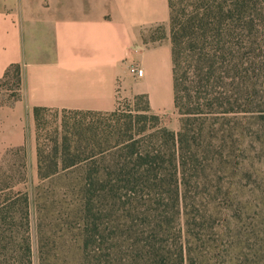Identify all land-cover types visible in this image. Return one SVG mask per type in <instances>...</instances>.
Wrapping results in <instances>:
<instances>
[{"label": "trees", "instance_id": "1", "mask_svg": "<svg viewBox=\"0 0 264 264\" xmlns=\"http://www.w3.org/2000/svg\"><path fill=\"white\" fill-rule=\"evenodd\" d=\"M167 4L177 131L147 104L135 113L33 109L39 183L68 181L50 203L39 187L38 264H264V235H206L211 229L204 226L221 191L210 185L213 172L232 166L227 137L236 127L227 114L250 111L245 94L255 86L253 46L264 0ZM19 71L11 64L0 80L10 83L9 100L18 97ZM50 111L97 120L61 118L44 143L42 113ZM13 185L0 186V264H32L29 199L10 191ZM242 193L223 191L233 201L234 227L243 212L264 223V207L243 202Z\"/></svg>", "mask_w": 264, "mask_h": 264}, {"label": "crops", "instance_id": "2", "mask_svg": "<svg viewBox=\"0 0 264 264\" xmlns=\"http://www.w3.org/2000/svg\"><path fill=\"white\" fill-rule=\"evenodd\" d=\"M168 23L167 0H0V80L20 68L18 97L0 88V159L20 150L38 177L34 107L111 111L134 94L162 107L169 75L172 86ZM159 24L168 33L152 44L146 28Z\"/></svg>", "mask_w": 264, "mask_h": 264}, {"label": "rangeland", "instance_id": "3", "mask_svg": "<svg viewBox=\"0 0 264 264\" xmlns=\"http://www.w3.org/2000/svg\"><path fill=\"white\" fill-rule=\"evenodd\" d=\"M262 11L263 15L257 20L259 21L260 26L256 33L253 46V49L255 48L253 53V65L255 67L253 74L255 76L253 79L255 80V86L251 85L248 87L247 94H245V97L249 101L246 107H248L247 109L250 111H239L235 114L236 116L234 119H232L231 113L227 114L231 118V124L236 127L234 128L233 133H231V136L229 135L227 137V149L229 148L228 145L231 146L229 151L232 152V156L230 157L232 166L230 165L231 168L228 171L213 172L212 178L214 181L210 182V185L221 191L216 199L217 204L215 205H217V208L214 211L216 214L213 215V221L204 223V226H207V229H211V231H207L206 235H235L238 231L239 235L245 236L257 235V233L258 235H264V223H260V219L255 215L256 212L241 213L242 218L238 221L237 227L235 228V223L230 217H228V215L233 213V208L229 210V206L233 201L223 194V191L227 189L230 191L238 189L243 192V202L248 201L251 204L264 207V8ZM166 33L168 32L165 30L163 24L152 25L150 28H146L145 38H150L152 44H154V39L159 38L163 41ZM169 80L170 75L164 84V91L161 99L163 104L162 107H159L158 109L152 108L146 94H134L133 97L129 98L119 97L116 107L121 111L131 109L132 113H135V108H141L147 104L153 113L160 115L162 123L167 128L177 131L179 128V116L172 104V86ZM9 85L10 83L4 85V83L0 82V88L8 89ZM73 117L97 120V115L95 114L62 113L60 111L42 113L44 124L40 141L44 143L48 142V140L46 141L48 134L58 126L61 118L73 119ZM47 148L48 147L45 148L46 151L48 150ZM6 181L14 182L10 191L25 192L28 196V235H30L33 253L32 264H38L37 235H39V233L37 231L38 213L36 204L44 199L42 198L41 200L39 198L41 192L39 187L44 185V189L48 195L46 202L50 203L53 198L56 201L62 198L61 191L64 189L62 185L65 183L68 184V181L60 176L58 178H53L52 181H45L44 183H39L37 176L31 178L27 174V164L22 156V152L17 149L6 151L0 159V186ZM210 185H208V187ZM67 194V201H71L73 195L71 192H68ZM1 197H3L2 194H0V198ZM71 204L72 203H69L70 206ZM256 221H258V223ZM51 226L52 231H54L55 227L52 222L50 228ZM52 231L46 227L45 234L52 235ZM72 232L73 231L71 230L65 235H70Z\"/></svg>", "mask_w": 264, "mask_h": 264}, {"label": "built area", "instance_id": "4", "mask_svg": "<svg viewBox=\"0 0 264 264\" xmlns=\"http://www.w3.org/2000/svg\"><path fill=\"white\" fill-rule=\"evenodd\" d=\"M129 71L136 76H141L142 75V69L138 68L136 65H130Z\"/></svg>", "mask_w": 264, "mask_h": 264}]
</instances>
